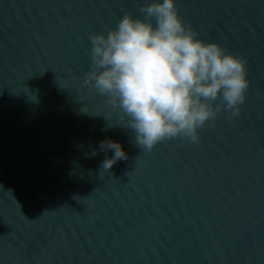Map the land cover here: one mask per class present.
<instances>
[{
	"label": "water",
	"instance_id": "water-1",
	"mask_svg": "<svg viewBox=\"0 0 264 264\" xmlns=\"http://www.w3.org/2000/svg\"><path fill=\"white\" fill-rule=\"evenodd\" d=\"M151 2L0 0V264H264V0H177L251 83L239 115L148 151L84 80L89 37ZM104 140L128 159L101 168Z\"/></svg>",
	"mask_w": 264,
	"mask_h": 264
},
{
	"label": "clouds",
	"instance_id": "clouds-1",
	"mask_svg": "<svg viewBox=\"0 0 264 264\" xmlns=\"http://www.w3.org/2000/svg\"><path fill=\"white\" fill-rule=\"evenodd\" d=\"M140 12L144 18L126 13L115 28L89 37L92 63L84 80L119 107L135 143L148 151L178 136L195 143L221 111L239 115L251 83L247 62L198 38L177 0H152ZM100 148L114 151L105 170L128 159L117 141H101Z\"/></svg>",
	"mask_w": 264,
	"mask_h": 264
}]
</instances>
